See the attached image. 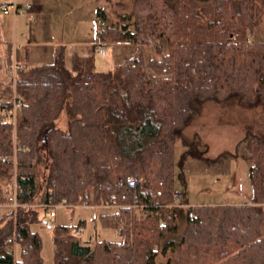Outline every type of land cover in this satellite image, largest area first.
Listing matches in <instances>:
<instances>
[{
    "label": "trees",
    "instance_id": "16d2710c",
    "mask_svg": "<svg viewBox=\"0 0 264 264\" xmlns=\"http://www.w3.org/2000/svg\"><path fill=\"white\" fill-rule=\"evenodd\" d=\"M110 20L96 10V44L84 54L55 48L50 64L22 65L0 89L1 109L19 99L15 122L0 121V264H43L31 229L64 204L112 207L99 215L117 239L83 242L84 225L53 227L54 264H264V139L247 131L251 186L243 205L174 206L175 167L207 159L186 129L212 104L264 112V0H133ZM258 34L260 36H258ZM257 35V36H256ZM263 37H262V36ZM150 38L154 55L144 59ZM130 42L132 54L108 71L95 68L97 44ZM12 63L11 45L5 54ZM14 84V86H13ZM60 121L64 123H61ZM183 147L175 161V147ZM200 143V142H199ZM17 144V145H16ZM17 254L18 256H15Z\"/></svg>",
    "mask_w": 264,
    "mask_h": 264
},
{
    "label": "rangeland",
    "instance_id": "374dc122",
    "mask_svg": "<svg viewBox=\"0 0 264 264\" xmlns=\"http://www.w3.org/2000/svg\"><path fill=\"white\" fill-rule=\"evenodd\" d=\"M52 1L56 14L54 18L52 17V22L56 26V37L70 43V47L80 54L85 53L86 47L76 46L77 39L81 35L95 39V30L97 29L95 19H97L96 10L98 7L103 8L108 19L116 20L117 14L129 11L133 3V0ZM22 19V33L19 32L16 42L18 49H20V45H18L20 40H26L25 37L33 40L32 34L36 29L27 17L23 16ZM261 28H264V17ZM258 36L260 35L258 34ZM12 39L10 35L9 41L13 43ZM147 42H151L152 46L154 45L150 38ZM4 49L5 45L0 44V89L7 84L9 79ZM106 50L107 54L104 56L96 53L95 68L98 71L111 70L127 57L124 54L115 62L112 50H109V47H106ZM61 123L63 122L60 121V125ZM247 131H251L264 139V112L260 108L256 110L234 108L225 111L212 104L206 106L204 113L186 129V136L190 139L194 134L198 135L200 143L197 142V148L205 150L204 156L207 159L215 158L225 151L233 155L224 158L221 164L216 165H208L195 157H188L184 160L182 167L176 164L175 190L181 192L183 203L195 206L202 203H240L246 200V194L251 189L247 179L248 163L242 158L246 151L244 145L236 146ZM182 153L183 147L177 143L175 147L176 163ZM12 191H9V196ZM16 207L14 206V208ZM186 207L187 205L184 206V208ZM52 210L56 213L55 217H50L49 212L42 213L43 223L31 226V229L36 231L41 238L43 264H54L53 227L55 225L75 226L80 221H84L82 232L78 235V238L83 242L93 243L102 239H117L116 231L104 228L99 218L100 214L111 212L113 208L95 206L94 204H75L72 207L56 206ZM15 256L18 255L15 254ZM165 260L166 257L159 255L156 264H164Z\"/></svg>",
    "mask_w": 264,
    "mask_h": 264
},
{
    "label": "crops",
    "instance_id": "0c3cea01",
    "mask_svg": "<svg viewBox=\"0 0 264 264\" xmlns=\"http://www.w3.org/2000/svg\"><path fill=\"white\" fill-rule=\"evenodd\" d=\"M3 3H16L17 5L22 7H24L27 4L31 5V13H25V14H14L13 12H9L8 14H3L0 9V44L5 45L4 54H6L7 46L11 45L12 62H16L27 66L28 64L29 66L50 64L54 59L55 48L57 46H64L66 62L67 64L69 63L71 54L77 51L73 50L70 47V43H68L67 41H62L61 39L56 37V26L52 22L56 14L54 11V3L52 0H0V5ZM23 16L27 17V19L31 22V24L34 25V27H36V29L35 31L32 30L33 40L27 39L28 37H25L26 40L19 41L20 43L18 45H20V49H18L16 48V44H17L16 42L19 36V32L22 33L21 26L23 22L22 19ZM95 22H97V19H95ZM10 35L11 38H13L12 39L13 43L9 41ZM148 39L149 38H147L146 43L143 44V54L145 61L149 60L154 55V48L151 42H147ZM93 44H96L94 38L90 36L86 37V35L84 36L81 35V37L77 39L75 45L87 47ZM104 46L105 49L106 47H109V50H112V54H113V58L115 59V62L116 60H118V58H120V56L124 54L125 56H127L124 59L130 57L133 50V45L130 42H112ZM106 54H107V50H106ZM247 179H248V175H247ZM0 187H1V180H0ZM250 198H251V189L250 191L248 190V193L246 194V200L240 203H230V204L202 203L200 205H243L249 203ZM183 204L184 206L185 205L189 206L188 204L185 203ZM13 210L14 207L11 205V203H9L7 198H4L3 201H0V217L4 214L13 212ZM55 215L56 213L54 212V216L52 217H55Z\"/></svg>",
    "mask_w": 264,
    "mask_h": 264
},
{
    "label": "built area",
    "instance_id": "2783aa9c",
    "mask_svg": "<svg viewBox=\"0 0 264 264\" xmlns=\"http://www.w3.org/2000/svg\"><path fill=\"white\" fill-rule=\"evenodd\" d=\"M0 9L3 14H8L9 12H13L14 14H25V13H31V5L27 4L24 7L17 5L16 3H3L0 5ZM31 15V14H30ZM98 46V53L102 56L106 55V49L104 48L103 44H97ZM22 64L12 62L8 68L7 72L9 74V77L14 83L16 71L18 69H22ZM14 86V84H13ZM7 101H4V99H0V104ZM11 108L10 109H1L0 110V121H11L15 122L16 118V111L20 106L19 99L16 98L15 93H13V98L11 100ZM17 145V144H16ZM24 147L17 145L14 148V151L11 155H1L0 160L3 163L10 164L12 167H15L16 165V154L17 152L21 151ZM92 200V196L89 198V200L86 201V205H92L90 201ZM9 203L14 207L17 206L16 200H15V188L13 187L12 194L8 197ZM173 205L174 206H183L182 202V194L178 190H175L173 193ZM56 206H65L64 204L56 205ZM54 206V207H56ZM68 207V206H66ZM53 207L50 208L49 215L52 217L54 216V211L52 210ZM82 232V227H79L75 234L79 235Z\"/></svg>",
    "mask_w": 264,
    "mask_h": 264
}]
</instances>
